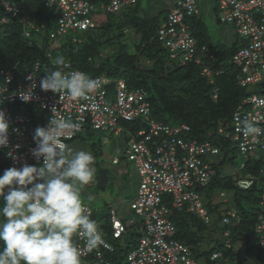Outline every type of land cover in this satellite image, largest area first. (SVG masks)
<instances>
[{
	"label": "built area",
	"instance_id": "2783aa9c",
	"mask_svg": "<svg viewBox=\"0 0 264 264\" xmlns=\"http://www.w3.org/2000/svg\"><path fill=\"white\" fill-rule=\"evenodd\" d=\"M41 1L45 8L53 10L55 14L54 30L49 34L54 47L59 45L60 38L67 33H79L96 26L91 17L96 7L88 0ZM135 2L108 0L107 4H100L98 8L105 13H118ZM215 2L219 9L218 22L232 25L238 37L239 47L232 57V63L239 70L237 85L246 90L253 86L257 89L256 93L247 94L240 100L230 121L218 126L214 134L217 140L228 142L229 147L244 157L240 171L254 160L261 162L262 166L257 169L258 176L248 172L243 178L237 179L235 186L240 190H248L261 178L259 206L264 211V0ZM1 6L3 11L0 25H7L21 11L18 5L9 0H2ZM198 15L195 0H174L157 30L158 40L168 51L170 59L181 66H199L201 75L212 83L213 76L222 74V71L210 68L214 55L206 45L198 43L186 22L188 18ZM22 23L26 39H31L33 33L45 32L44 23L34 26L27 17L22 18ZM66 64L65 73L75 71L69 62ZM50 67H56L54 61ZM48 71L49 66L39 60H35L32 69L20 78H16L10 69L0 70V109L5 111L9 124V144L0 147V152L7 163V169L20 168L24 164L40 166L42 163V158L38 161L32 155V149L36 147L33 141L36 128L30 116L22 112L27 105L37 106L47 114L42 127L47 126L51 116L72 123L73 128L65 130L61 137L66 146L69 140L83 134L86 129L116 136L124 131L130 133L124 129L123 123L140 120L145 129L131 134L124 151L117 149L111 159L112 165H118L123 157L134 167L140 178L136 195L129 206L133 217L123 221L116 210L109 207L107 216L112 242L102 236L105 243L98 250L89 252L84 246V238L74 235L80 260L84 264H200L193 258L190 248L175 238L176 228L170 216L172 211L185 212L204 225H211V217L197 190L208 187L212 182L215 171L211 164L220 153V147L211 141L188 139L190 128L185 124L170 126L154 120L146 93L142 89H130L124 80L95 77L93 79L98 78L96 90L86 99H73L66 94L41 90L40 80ZM33 83L37 86L32 90V98L27 102L22 101L20 93L27 92ZM212 97L217 98V90H213ZM252 118L261 133L255 137H245L242 132L243 121ZM9 152L12 157L8 156ZM219 195L221 203L226 205V194ZM85 211L92 216L90 206L85 205ZM239 222L238 212L230 208L225 210L220 224L234 227ZM254 231L257 236L256 245L264 251V215L259 216ZM131 232L138 234L137 241L124 255V259L119 260L117 249L126 248V236ZM222 239L224 249L227 250L238 251L245 245V239L234 241L229 229L223 232ZM222 258L221 252H213L209 263L229 264L224 260L222 262Z\"/></svg>",
	"mask_w": 264,
	"mask_h": 264
},
{
	"label": "trees",
	"instance_id": "16d2710c",
	"mask_svg": "<svg viewBox=\"0 0 264 264\" xmlns=\"http://www.w3.org/2000/svg\"><path fill=\"white\" fill-rule=\"evenodd\" d=\"M1 1L0 18L3 11ZM9 1L18 5L21 11L7 25H0V70L10 69L16 78H20L32 69L35 60H39L42 64L48 65L51 71L55 68L50 67L51 62L55 61L57 56L63 55L72 69L85 72L90 78L105 76L112 81L121 79L130 89H142L146 93L154 120L170 126L185 124L190 128L188 139L211 141L219 146L220 153L213 158H216V162L211 164L215 171L212 182L203 188L207 189L204 206L210 217L215 216L213 224L207 226L191 214L172 211L170 218L176 228L175 238L190 248L193 258L200 264H210L209 257L213 252H221L222 262L224 260L229 264H260L253 259V250H259L254 228L259 216L264 215L259 206L262 179L259 178L248 190L237 188L235 182L240 178L229 176L222 170L227 163L229 143L217 140L214 134L218 126L226 125L230 121L235 107L247 95L246 89L237 85L236 76L239 70L232 63V57L239 47L238 40L228 46L223 44L212 46L206 26L199 19V15L186 20L198 43L206 45L214 55L210 68L213 71H222V74L214 75L213 82L210 83L201 75L199 66L194 64L181 66L170 59L168 51L158 40L157 30L173 6L174 0H159V4L154 0L144 9L140 0H136L122 11L110 14L98 8L100 4H107L108 0H88L96 7L93 12L101 13L100 22L98 24L96 22L93 29L67 33L60 38L57 47L53 46V41L49 38L50 32L54 29L51 26L55 19L53 10L45 8L41 0ZM24 17H27L34 26L44 23L45 32L33 33L31 39H26L23 36ZM109 87L111 89L112 85ZM213 90H217L216 99L212 97ZM25 110L34 128L44 125L47 116L44 111L34 105L25 106ZM122 125L132 135L145 129L144 123L140 120ZM91 132L94 131L86 129L83 134L76 135L67 142V147L77 140L84 141ZM90 147L95 157L100 154L101 143L98 145L92 143ZM232 151L237 152L236 149ZM221 155L223 156L220 157ZM261 166L260 161H252L241 171L242 176L248 172L257 174V169ZM5 169L7 163L0 152V173ZM98 169L99 167L94 174L98 175ZM90 187L88 184L85 185L80 195H88L86 190ZM203 189L197 190L199 194ZM216 191L219 194H227L226 205L215 204L213 196ZM230 208H234L240 218V222L234 227L220 224L225 210ZM92 211L90 218L96 221L98 212L95 209ZM107 212L103 213L97 224L104 238L111 241ZM227 229L231 231L234 241L245 239L243 249L238 251L224 249L222 235ZM136 235L138 238V234ZM134 244L130 248L126 246L124 250L117 249L118 259H124V255L134 247Z\"/></svg>",
	"mask_w": 264,
	"mask_h": 264
},
{
	"label": "clouds",
	"instance_id": "9594fccd",
	"mask_svg": "<svg viewBox=\"0 0 264 264\" xmlns=\"http://www.w3.org/2000/svg\"><path fill=\"white\" fill-rule=\"evenodd\" d=\"M54 63V70L40 80L41 90L73 99H86L96 90L98 78L79 70L65 73L63 55ZM36 86L33 83L20 93V99L29 101ZM8 127L6 113L0 109V147L9 144ZM71 128L70 121L51 116L47 126H38L33 134L36 147L32 155L38 161L42 158L40 166L24 164L0 175V264H81L74 235L84 238L89 252L104 245L97 222L85 211L80 195L93 179L95 157L63 143L62 134ZM242 132L255 137L261 129L254 118L245 119Z\"/></svg>",
	"mask_w": 264,
	"mask_h": 264
},
{
	"label": "rangeland",
	"instance_id": "374dc122",
	"mask_svg": "<svg viewBox=\"0 0 264 264\" xmlns=\"http://www.w3.org/2000/svg\"><path fill=\"white\" fill-rule=\"evenodd\" d=\"M153 1L154 0H140L141 7L144 9L146 6L152 4ZM158 1L159 0L156 2L157 4H159ZM196 3L199 10V19L206 26L212 46L219 44L228 46L238 40L232 25L218 22L219 9L215 0H196ZM91 17L98 24L101 19V13L97 11L93 12ZM51 26L54 28L55 25L53 22L51 23ZM256 89V86H253L252 88H248L246 93L254 94L256 93ZM22 112L27 114L25 109H23ZM130 135L131 134L127 131H124V133H120L116 136H112L109 133L101 131H94L91 132L90 136L84 141L77 140L70 146V148L76 150L83 149L90 151L95 157L90 144L95 143L98 145L101 143V151L100 154L98 153L95 157L94 166L95 169L97 167H99V169H107L109 172V181L105 189H99L94 181L97 174H94L93 179L88 183V186L89 184L91 186L86 190L88 195H81L83 204L90 206L92 209H96L98 212L96 222L102 219L103 213L105 214L109 207L116 210L118 217L123 221L133 217V214L129 210V206L136 195L140 178L134 167L130 163L126 162L123 157L120 158L118 165L111 164V159L115 156V151L117 149L124 151L126 142L128 138H130ZM258 155H260V153ZM222 156L223 155L220 157ZM261 156L262 155H260V157ZM226 158L227 163L223 166V173L234 178H243L242 172L240 171V164L244 162V157L238 152H233L232 147H229ZM215 160L216 158L213 159V162H216ZM206 191L207 189H203L200 192V197L203 203L205 202ZM219 196L220 195L217 191L213 196V201H215V204L218 205L219 203L221 204V198ZM226 197H228L227 194ZM214 218L215 216H211V224H213ZM102 236L104 237L103 233ZM126 239L127 247L130 248L133 246L134 242H136L137 235L135 232H131L129 236H126ZM203 247L204 249H207L206 246ZM253 256V259L257 260L260 264H264V251L261 249H254Z\"/></svg>",
	"mask_w": 264,
	"mask_h": 264
},
{
	"label": "water",
	"instance_id": "95a60500",
	"mask_svg": "<svg viewBox=\"0 0 264 264\" xmlns=\"http://www.w3.org/2000/svg\"><path fill=\"white\" fill-rule=\"evenodd\" d=\"M94 181L96 182L97 188L105 189L109 181L108 170L100 169L98 175L94 178Z\"/></svg>",
	"mask_w": 264,
	"mask_h": 264
},
{
	"label": "crops",
	"instance_id": "0c3cea01",
	"mask_svg": "<svg viewBox=\"0 0 264 264\" xmlns=\"http://www.w3.org/2000/svg\"><path fill=\"white\" fill-rule=\"evenodd\" d=\"M95 183H96V182H95ZM89 185H90V184H89ZM95 210H96V209H95ZM73 240H74V238H73ZM81 264H84L82 260H81Z\"/></svg>",
	"mask_w": 264,
	"mask_h": 264
}]
</instances>
